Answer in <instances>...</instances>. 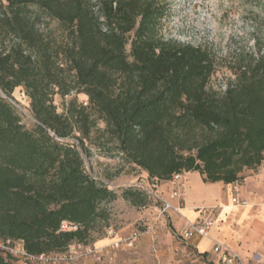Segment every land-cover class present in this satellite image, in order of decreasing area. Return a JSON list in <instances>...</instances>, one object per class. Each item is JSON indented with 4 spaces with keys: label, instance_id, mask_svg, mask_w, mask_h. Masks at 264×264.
<instances>
[{
    "label": "trees",
    "instance_id": "obj_1",
    "mask_svg": "<svg viewBox=\"0 0 264 264\" xmlns=\"http://www.w3.org/2000/svg\"><path fill=\"white\" fill-rule=\"evenodd\" d=\"M166 11L165 0H0V92L13 99L20 87L36 121L26 129L0 95V236L34 253L88 245L99 202L118 197L47 130L74 137L85 155L90 143L114 152L156 181L197 171L232 183L264 163V51L238 60L234 79L213 89L215 54L163 37ZM71 92L84 98L58 112L53 96ZM120 196L146 203L138 189ZM62 220L77 228L60 230ZM0 264L10 263L0 255Z\"/></svg>",
    "mask_w": 264,
    "mask_h": 264
},
{
    "label": "rangeland",
    "instance_id": "obj_2",
    "mask_svg": "<svg viewBox=\"0 0 264 264\" xmlns=\"http://www.w3.org/2000/svg\"><path fill=\"white\" fill-rule=\"evenodd\" d=\"M167 11L161 19V33L165 38H171L180 42L200 45L210 49L216 57L215 70L210 76L209 87L223 90L226 84L235 77L233 66L239 60L240 62L249 59L250 56L264 51V0H165ZM42 27L50 30H58V23L54 19L42 17ZM2 97L7 98L16 108L20 116V123L26 128H33L36 121L28 112V98L17 87L12 92L13 99L0 92ZM76 97L80 102L84 95L82 93L71 92L68 95L61 96L55 94L53 101L58 112H62L69 99ZM98 127H103V123L98 120ZM49 136L61 144L68 145L78 153L83 170L96 183L101 184L108 189L115 191L118 197L112 201H100L97 211H101V216L91 230V239L86 246L94 247L93 244L99 239L108 238L106 230L113 227L115 235H125L132 230L140 232L138 237L161 236L163 243L170 244L182 243L175 236V230L171 225L167 213L170 210L161 211V202L156 197H161L158 190L161 183L166 181H156L150 179L147 173L131 163L124 162L119 155L107 150H99L90 143V152L86 155L82 151L79 142L74 138L57 139L47 130ZM172 181V180H171ZM174 184L173 192L182 188V181H172ZM125 188H134L146 193V203L142 206L132 205L128 200L122 198L120 193ZM150 192V193H149ZM174 211V210H173ZM65 224V226H63ZM74 227V228H73ZM77 224L62 220L59 226L60 230L76 229ZM164 231V235L161 232ZM118 236V235H117ZM108 242V243H109ZM107 243V244H108ZM79 244L71 242L68 245ZM105 244V245H107ZM61 251L49 250L45 255H54L55 253L65 252L68 248ZM83 246L84 244H81ZM104 245V246H105ZM173 246V245H172ZM145 246L141 253L139 251L121 252L119 259L109 256L103 260L86 258L85 261H91V264H168L170 256L164 255L165 263L151 256L149 248ZM101 248V247H96ZM114 253L118 250H109V247L101 249ZM168 250V249H167ZM177 251V249H174ZM28 254H40L28 251L24 247V242L20 238L9 236H0V255L4 261L10 264H55L49 261L40 263L38 261L23 258L22 252ZM169 251V250H168ZM174 255V257H177ZM180 256V253H179ZM161 259V258H160ZM154 260V261H153ZM177 258L169 261L170 264L177 262ZM64 261H59L63 264ZM82 262V261H79ZM95 262V263H94ZM73 263V262H72Z\"/></svg>",
    "mask_w": 264,
    "mask_h": 264
},
{
    "label": "crops",
    "instance_id": "obj_3",
    "mask_svg": "<svg viewBox=\"0 0 264 264\" xmlns=\"http://www.w3.org/2000/svg\"><path fill=\"white\" fill-rule=\"evenodd\" d=\"M181 181V200L174 195L172 190L174 183L171 180L161 183L158 188L161 198L172 206L180 204L179 212L170 210L167 213L172 227L178 229L186 219H194L198 209L218 205L220 213L211 231L204 237L169 246L163 243L161 236L158 235L153 238L138 237L134 247L121 250L137 249L139 254L147 246L146 248L152 251V258L156 257L164 263V255L165 257L169 255L171 259L169 261L173 258L178 259L172 264H216L218 256L211 252V247L214 241H220L236 251L247 264H264V163L255 169L245 168L242 171L237 194L246 201L244 205L231 201V183L204 182L197 171L181 173ZM161 235H164V231ZM108 242V238L99 239L93 246L104 247ZM121 252L103 250L102 258L106 260L107 257L114 256L119 259ZM177 253L178 256L174 257ZM85 264H91V261L86 260ZM99 264H103V261H99Z\"/></svg>",
    "mask_w": 264,
    "mask_h": 264
},
{
    "label": "built area",
    "instance_id": "obj_4",
    "mask_svg": "<svg viewBox=\"0 0 264 264\" xmlns=\"http://www.w3.org/2000/svg\"><path fill=\"white\" fill-rule=\"evenodd\" d=\"M83 104L86 103L83 102ZM51 134L55 136L53 132H51ZM55 138L57 137L55 136ZM171 180L174 182H178L179 185L181 183V173H175L172 176ZM239 182L240 181H235L231 183V201L233 203L244 205L246 201L244 199H241L237 194ZM174 195L179 200L182 199V188L180 189V185L178 186V189L174 191ZM156 197L161 202L162 212L169 209H173L174 211L179 212L180 204L177 206H172L168 201L164 200L163 198L157 195ZM219 213L220 207L218 205L198 209V214L194 219H186L184 223L177 230H175V236L179 241L183 243H187L194 238L206 236L216 225ZM63 226H65V224ZM106 235L111 239V241L104 247L108 246L109 250L112 251L121 248L131 249L132 247H134L135 242L138 236L140 235V232L132 230L131 232L125 235L117 236L115 235V230L113 229V227H108V229L106 230ZM104 247L97 249L96 247L86 245L81 246L79 243L68 245V248L65 252L55 253L54 255H45L44 253L34 255L28 254L24 251L22 252V256L23 258L38 261L40 263H44V261H49L55 264H59V261H64L63 264H85L86 258H94L96 260H99L102 256L101 249ZM211 252L218 256L216 264H247L236 251L232 250L223 242L214 241L211 247ZM111 264L116 263L111 261Z\"/></svg>",
    "mask_w": 264,
    "mask_h": 264
}]
</instances>
